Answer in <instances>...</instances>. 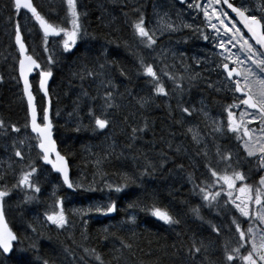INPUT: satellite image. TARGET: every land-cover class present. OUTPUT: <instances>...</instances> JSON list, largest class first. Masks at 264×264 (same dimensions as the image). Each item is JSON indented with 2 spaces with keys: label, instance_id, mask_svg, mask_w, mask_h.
<instances>
[{
  "label": "snow or ice",
  "instance_id": "snow-or-ice-1",
  "mask_svg": "<svg viewBox=\"0 0 264 264\" xmlns=\"http://www.w3.org/2000/svg\"><path fill=\"white\" fill-rule=\"evenodd\" d=\"M65 6L64 20L61 22L50 21L45 15L38 11L33 3V0H12L14 9V42L18 47V71L19 80L23 83V95L27 99L28 119L24 125L25 129L30 128L31 133L35 137L25 135L23 139H13L11 147L14 151V156L19 158L18 163L20 169L17 172L12 164H9L8 169L0 174V257L8 258L14 253H32L33 257L40 264H50L46 258H41L40 241L42 239H51L46 237L42 230L48 225L54 226L57 230H66L72 226L68 214L64 208V198L53 193V203L49 205V210L44 213V220L34 218L30 222L22 224L24 231L23 239L21 235L14 231L9 226V222L5 215L6 198L10 197L14 191H23L25 193L24 202H30L36 199L37 193H40L41 187L39 183V169L36 160L28 159L23 151V146L29 149L32 147L31 140L35 139V147L39 149L37 153L38 159L44 165H50L51 170L59 173L62 178V183L69 190L73 191H103L106 188L109 192L120 193L132 185L142 186L144 177L152 176L157 170V163L148 159L147 153L142 149H137V142L142 140L143 136L152 129V123L147 117H143L140 124H129V119L134 118L136 113H130L129 116L123 118V123L128 125L127 139L123 146L117 144L113 136L106 135L104 146L98 152H93L91 148H86V151L91 157L90 163L94 166L95 172L93 180L85 186L84 182L74 181L70 177L69 162L65 155L58 150L57 141L53 138V119L51 116L52 99L49 93L48 82L53 76L51 65L56 63L53 55L48 47L49 38L59 37V44L64 53H71L82 39L91 36L82 17L87 16L86 12H81L79 0H62ZM181 5L186 4L189 9H193L198 14L202 13L203 24L205 28L197 26L193 31L199 34V38L206 42H211L213 48L217 51L215 56V69L221 70L224 76L225 87L233 93V101L224 107L226 113V126L223 120L213 119L204 107L199 109L195 105H187L183 101V95L186 90L195 85V82L202 78L201 72L193 71L191 65L184 60L186 54L180 53V64L183 66L182 71H173L176 68L175 63L169 65L163 63L162 67H157L149 62L144 55L136 53L137 58V75L149 78L151 84V94L149 96L136 97V103L140 109H145L150 106L156 97H177V108L181 113V118L175 120L178 125L185 123L186 117L193 116L196 112L203 113L204 117L210 120V127L214 133H230L241 143L243 151L246 153L244 159L252 158L256 160L255 171H264V0H257L255 6L251 0H179ZM26 10L31 14V19L39 26L43 33L44 52L49 53L47 56V67H44L39 62L35 54L29 53V48L25 43L19 16L21 10ZM134 12L138 13L135 19L130 23L133 36L137 40L138 46L155 51L158 40L166 34L180 31L182 28L192 29L190 24H177L172 20L171 15L167 11H155V25L147 26L146 17L141 8H134ZM125 15H128L125 13ZM12 21L13 17H9ZM239 25V26H238ZM246 30L242 31L241 27ZM207 29V31L205 30ZM113 41H108L112 43ZM125 47H131L127 41L124 42ZM119 46V45H118ZM235 49L236 51H233ZM160 56H166V53L161 50ZM173 60L177 58L175 52L172 53ZM195 59L196 65L199 66L202 61L199 58ZM118 69L121 77L128 76L125 68L118 67V62L108 59V51L106 47H101L100 55L89 59L85 56L77 70L73 73L81 81L91 80L97 83V94L91 96L87 89L82 87L80 96L74 101L73 112L69 113L70 117H75L77 123L75 131L80 132L91 131L93 133H107L115 126L114 114L122 105L118 103V98L123 99L124 94L120 93L118 86L114 82L113 69ZM214 69V70H215ZM38 70V87L43 97L47 100V105L43 107L42 114L38 111L37 98L33 92L32 83L29 76ZM172 82V89L169 90L164 82V78ZM4 79L0 76V82ZM208 87H215L209 83ZM129 96L132 95L130 90H126ZM216 91H221L216 88ZM97 100L100 103H95ZM90 101L84 116L80 115L81 103ZM239 109V113L234 111ZM169 113L172 114L171 106L169 105ZM59 115V112L56 113ZM85 117L88 123H84ZM255 124L256 127H250ZM11 133H21V127L16 124H6L3 119H0V136L7 137ZM186 132L191 135L192 142L197 146L203 143L204 138L201 135L198 126H189ZM169 136L174 137L175 132H169ZM161 141L167 144L171 149L173 147L169 140H165L161 136ZM155 147V141L149 142ZM21 147H18L17 145ZM184 151L182 145L175 146V152ZM197 156L206 158L204 167L210 174L211 181H201V184H195L193 177L189 174L188 179L193 181L195 191L199 189L200 195L205 206L213 207L219 203L221 197H226L225 205H232L236 212L240 214L249 225L245 230L241 223L233 217L231 224L235 226V233L238 234V243L235 247H229L230 241L225 240L223 244L222 260L210 262V264H264V174L260 175L259 180L255 183H248L249 175L240 170L241 159H233L231 151H223L219 144L215 146L216 164H223V169L214 167L212 160L209 158L207 145L200 149ZM161 160L159 167L163 168L167 162L168 156L163 150L160 152ZM136 162L137 171L120 172V182L110 183L104 181V177L108 175L105 171V166L112 163L126 162L128 160ZM143 159V164L139 161ZM15 163V162H14ZM179 168L183 169L184 165L180 164ZM252 171L251 169L249 170ZM11 174L15 177L14 182L9 184L7 176ZM104 181V187L98 188L96 185L100 183L96 179ZM239 184V186H237ZM204 185V186H201ZM218 190L212 191L213 188ZM31 193V195H28ZM142 201H133L129 204V208H136L141 205ZM117 205L115 201L108 203L94 204L87 209H76L73 214L79 215L82 218L83 225L87 226L88 220L83 219L91 213H96L103 216H108L116 212ZM150 211V214L169 226L180 225L181 220L170 213L167 209L157 207L155 204H145L143 209ZM194 215L198 219H203L200 215V208L196 207L193 210ZM130 223H135V216L129 218ZM37 224L40 227H37ZM32 235H28V231ZM213 232L218 236L221 234V228L216 225L212 226ZM231 227L228 231H231ZM105 234L104 239L107 240L110 235L115 233L110 232V227L102 229ZM85 239H87L86 233ZM135 235V233H133ZM179 236L180 233H177ZM120 251L123 249L131 250L133 244L125 242L122 238ZM24 240H28L27 246L24 245ZM175 248L176 245H173ZM183 247V244H182ZM209 246L200 240L199 243L192 239L190 246L187 247L186 255L191 259H195L197 254L207 252ZM242 249L244 251H242ZM68 252L69 249L65 248ZM181 248L176 249L174 255L179 254ZM84 252L99 262L105 264L102 256L95 248H84ZM122 256H117L115 259L119 261ZM83 259V257H81Z\"/></svg>",
  "mask_w": 264,
  "mask_h": 264
},
{
  "label": "trees",
  "instance_id": "trees-1",
  "mask_svg": "<svg viewBox=\"0 0 264 264\" xmlns=\"http://www.w3.org/2000/svg\"><path fill=\"white\" fill-rule=\"evenodd\" d=\"M79 1L83 5L84 12L87 13V16L82 17V21L88 32L96 39H92L90 36L80 40L71 53L64 54L58 62L51 65L53 76L49 86L50 90L54 91L53 106L56 113L59 112V115L54 119L55 123L58 124L55 127V137L59 143V148L67 156L73 171L78 169L84 171V173H71L72 178H80L86 187L92 182L95 168L89 162L91 157L86 148H91L93 152L100 151L104 146L106 135L113 136L117 144L123 146L129 131L128 125L123 123V118L133 112L136 113V116L129 119V124H140L143 117H147L152 123V129L143 136L142 140L137 142V149L146 152L148 159L157 163L158 170L152 176L144 177L142 186L132 185L120 193L109 192L106 188L103 191L94 192L71 190L70 194L80 199L82 204L91 201L98 193L103 195L108 192L112 195L117 210L104 218L92 214L84 217L83 219L88 220L86 228L83 222H78L79 219L70 217L72 226L66 230L45 232L46 237H51V239L45 238L40 241V257L48 259L50 264H99L94 257L84 252V248H95L102 256L105 264H210V262L222 260L223 244L227 240L226 237L228 238L232 232L228 231V228H235L231 224L232 218L235 217L244 229L247 227V221H243L234 208L218 206L217 204H214L213 207L205 206L198 194L199 189L193 190V181L195 184H201V181L205 180L210 182L211 177L204 167L205 157L196 155L200 147L192 142L191 135L186 132V123L183 125L175 123V120L181 118L176 108L177 104L175 102L168 103L165 97L154 98L153 103L145 109H140L136 103V97L151 94L149 78L137 75L136 53L144 55L157 69L162 67L161 60H163V63L169 64L164 56L150 57L147 53L148 49L138 46L130 27L131 21L138 15L133 9L141 8L146 21H148L155 0ZM33 3L38 11L50 21L61 22L64 20L65 6L62 0H53V2L33 0ZM22 13L21 10L20 22ZM125 13L128 15H125ZM10 16L14 20L17 19L12 7V0H0V76L4 77L3 81L0 82V119H3L5 123L17 122L24 116L21 86L17 77L18 56L13 44L14 28L12 26L14 21L9 20ZM29 16L31 18V14ZM31 26L33 28L31 38L25 36V41L30 51L35 47L37 48V54H41L37 57L42 61L43 33L34 20ZM108 41L113 42L108 43ZM125 41L131 47H125ZM102 46L107 48L108 59L117 61L118 67L125 68L128 73L127 78L121 77L118 69H113L114 82L118 86L119 92L124 94L123 99L118 98L117 101L122 107L115 112V126L109 132L103 134L84 130L77 132L75 131L77 121L75 117L69 116V113L73 112L74 101L80 96L82 87L87 89L91 96H96L98 82L81 81L73 73L85 56L91 59L100 55ZM173 71L179 72L182 69H174ZM36 80L34 83L32 82L33 91L38 94ZM164 82L167 88L171 90L173 87L172 82L167 80L166 77ZM185 88L183 101L194 95L201 97L204 94L215 108H218L221 102H226L223 93L213 91L203 80H197L190 90L186 83ZM126 90H130L132 95L129 96ZM89 103L91 102L84 101L81 103V116L86 113ZM95 103L98 104L100 101L97 100ZM169 105L172 109L171 115ZM196 119L207 131L210 140H213L204 119L200 115L196 116ZM84 123H88L86 117ZM169 132H175V136H169ZM162 135L165 140L172 143L173 147L171 149L161 141ZM0 138L5 139L4 136H0ZM152 141H155V147L149 143ZM214 141L218 144L221 143L219 139ZM176 145L188 147L191 156H187L183 151L176 153ZM162 150L167 153L168 159L163 168H160V152ZM195 159H197V165L192 163V160L195 161ZM143 162V159H141L139 164L142 165ZM180 164L184 165L183 169L178 167ZM173 170H178L182 175L181 180L178 182L171 179L170 172ZM105 171L108 175L104 177V181L110 180L111 183H118L120 182V172L135 173L137 166L136 162L129 159L126 162L108 164L105 166ZM189 174L192 175L193 181L188 179ZM262 174L264 173H254V176L249 178V182H257ZM11 179L9 177L7 181L9 184ZM96 179L100 181L99 177H96ZM104 181H100L96 186L103 188ZM35 195L36 199L32 200L31 203H37V208H40L42 198L39 193ZM137 200L142 201L141 205L136 208H129V204ZM15 204L11 197L6 200V206H15ZM145 204H155L157 207L167 209L181 220V224L175 226L164 224L153 217L150 211L142 210ZM196 207L200 208V215L203 219H198L194 215L192 210ZM7 215L10 227L17 231L23 239L22 224L32 221L31 217L24 210L21 223L17 224L14 219L10 218L8 212ZM133 215L135 216L134 224L128 222ZM213 225L221 228L219 236L213 232ZM105 227H110V232L115 233L114 236L110 235L107 240L104 239L105 234L102 232ZM85 233L87 239H85ZM177 233H180V235L178 236ZM28 235H32L30 230ZM119 238L132 243L133 248L131 250L123 249L122 253L117 251L122 248ZM192 239H195L197 243L200 240L214 242L215 249L213 252L207 251L197 254L195 259L190 260L186 252ZM28 243V240H24L25 246ZM173 245H176V247L174 248ZM229 247L231 248L230 245ZM65 248L69 251L66 252ZM177 248H181V251L179 254L174 255ZM242 251L244 250L242 249ZM72 252H78V254L75 256ZM117 256H122V258L117 261L115 259ZM77 258L80 262H73ZM0 264H40V262L33 257L32 253L25 252L14 253L8 258L0 257Z\"/></svg>",
  "mask_w": 264,
  "mask_h": 264
},
{
  "label": "rangeland",
  "instance_id": "rangeland-1",
  "mask_svg": "<svg viewBox=\"0 0 264 264\" xmlns=\"http://www.w3.org/2000/svg\"><path fill=\"white\" fill-rule=\"evenodd\" d=\"M51 1L53 2V0H49V2H51ZM189 2H191V0H189ZM251 2H252V5L255 6V3L257 2V0H251ZM79 7H80V11L83 13L85 10H84L83 5L80 1H79ZM154 10L155 11H161V12L167 11L171 15L172 20H174L177 24H181V23L190 24L193 27H192V29L182 28L178 32L166 34L165 36L167 38H165V36L161 37L158 40V44L156 46L155 51L147 50L148 55L150 57H156L157 55L160 56L159 54H160L161 50L163 49V51L166 53V56H164V57L169 62V65L175 63V65H176L175 69H183V66L180 64L179 56H180V53L186 54L184 57L185 62L187 64L191 65L193 71L202 73V78L200 80H203L204 82H206L207 86L209 83H212L215 85V87L211 88L213 91H216V88H220L221 91H219V92L224 94L226 102L225 103L221 102V104L218 106V108L217 107L215 108V107H213V104H211L210 101L206 98V96L204 94H202L201 97L194 95V96L190 97L189 99L184 100L185 106L191 104V105H195L197 109L204 107L205 111H207L209 113V116L211 118L217 119V120H223L225 123L226 122V113L223 111V109L225 106L232 103L233 93L228 91L227 88L225 87L224 76H223L221 70L215 69V61L217 60V57L215 56V52L217 50L213 48V45L211 42H206V41L202 40L201 38H199V34L195 31H193V29H195L197 26H199L200 28H205V25L203 24L202 13L198 14L193 9H189L186 4L181 5L176 0H155V2L152 5L151 16L148 19V21H146V24L149 27H152L155 25L156 16L154 15ZM13 21H15L14 18H13ZM32 22H33V19H31L27 13L23 12L20 23H21L22 33H23L24 37L26 36V38H31L30 36L32 35V32H33L32 31L33 28L31 26ZM12 27L14 28V25ZM205 30L207 31V29H205ZM59 40H60L59 37H57V38H51L50 37L49 38V45H48L49 49L52 50L50 52L53 55L56 62H58V60L60 59L61 56L66 54L62 51L61 46L59 44ZM42 46H43L42 48L44 49V45H42ZM233 51H236V50L233 49ZM173 52H175L177 55V58L175 60H173V57H172ZM31 53L35 54L38 57L41 55V54H37V48L36 47L34 49H32ZM48 54L49 53H46L43 50L42 64L44 67L48 66L47 65ZM160 57H162V56H160ZM193 58H199L202 61V63L199 66H197L195 59H193ZM36 77H37V75H35L32 78L33 83L37 79ZM21 91H22V89H21ZM38 93H40V92L38 91ZM49 93L54 95V91L52 89L50 90V88H49ZM35 95H37V94L35 93ZM165 99H166V101H168V103L175 102L177 104V97L176 96L165 97ZM166 101H165V103H166ZM166 105H167V103H166ZM177 111L179 112L178 108H177ZM234 111L239 113L240 110L234 109ZM179 114L181 115L180 112H179ZM199 115L204 119L206 127H208L209 132L212 134L211 138L213 140H210V137L206 133L207 131H205V129L202 127V125L196 119V116H199ZM185 123H186V127H189V126H198L199 127L201 135L204 138L203 143L201 145H199L200 149H203L205 144H206L207 150L209 152V158L212 160L213 166L218 167L220 169H223V167H224L223 164H220V165L216 164V157L214 155L215 146H216V144H215L216 142H214V140L221 138L222 133L212 132V129L209 126L210 120L206 119L204 117L203 113H201V112H196L193 114V116L186 117ZM14 137H15V135H13V133H11V131L9 130V135L7 137H5V139H4V140L9 141V143L6 144L7 149L11 147V141L13 139H15ZM186 148L187 147H185L183 145V149H184L183 152L187 156H189V155L191 156V154L188 152L189 149L188 148L186 149ZM11 155H13V154H11ZM194 157H196V156H194ZM237 158H238V154L236 151H234L233 152L234 161ZM192 163L194 165H197L198 164L197 159H195V161L192 160ZM170 173H171V179L172 180L177 181V182L179 180H181L182 175L178 170H173ZM74 181L83 182L80 178H78V179L74 178ZM107 182H110V180ZM248 183H251V182H249V180H248ZM55 185L56 184H54V187H55ZM237 186H239V184ZM216 190H218V187L212 189V191H216ZM41 194H43V189H41L39 195H41ZM28 195H31V194H28ZM8 199H9V197L6 198V200H8ZM225 199H226V197H221L219 200V203H217V205L233 208L232 205H230V204H228V205L224 204ZM110 201H113V197L108 192L104 193L103 195L99 194V193L96 194L91 201H89L85 204H82V201L80 199H78V198L74 197V195L70 194L69 198L67 200V203L64 204V208H65V212L69 216L70 222H71L70 217H72L73 219H79L78 222L82 223V218L79 215L73 214L74 210H76V209H87L91 205L100 204V203L106 204ZM24 210L25 209L21 206L20 207V213L22 214V212ZM41 210L39 211V214H36V211H38L36 209L35 212H33V214L31 215L32 217L30 216L31 219L32 220L34 218L40 219L41 218L40 215L44 216L45 211L49 210V207L46 210H43L42 214H40ZM91 214L99 216L101 218L109 216V215L103 216V215H99L96 213H91ZM245 222H246V220H245ZM246 223H247V227H248L250 222L247 221ZM247 227H246V229H247ZM231 229H232L231 230L232 232L228 238L226 237V239L228 241H230L229 245L231 247H235L238 243V234L235 233V228L233 229V227H231ZM204 243L209 246L208 252L214 251V249H215L214 247L216 246L214 242L204 241Z\"/></svg>",
  "mask_w": 264,
  "mask_h": 264
},
{
  "label": "flooded vegetation",
  "instance_id": "flooded-vegetation-1",
  "mask_svg": "<svg viewBox=\"0 0 264 264\" xmlns=\"http://www.w3.org/2000/svg\"><path fill=\"white\" fill-rule=\"evenodd\" d=\"M165 38H167V37L165 36ZM38 60L40 61L39 58H38ZM40 62L42 63V61H40ZM21 95H22L21 99H22V102L24 104V106H23L24 116L21 117L17 122L6 123V124H16L18 127H21V133H19V134L13 133V135H15V137H14L15 139H23L25 135H28L30 137H35V134L31 133L30 128H28V129L24 128V125L28 119V111H27V105H26L25 99L23 97L22 91H21ZM50 96L52 99L51 116H52L53 124H54L53 136H54V139L56 140L55 127L58 124L55 123L54 119L57 115H56V110L53 106V95L51 93H50ZM36 98H37L36 102H37V106H38V111L41 112V114H42V109H43V107H45V98L40 93H38L36 95ZM3 118L6 119L4 116H3ZM224 124L226 126V122ZM250 127H256V125L253 124V125H250ZM218 139L221 142L219 145L222 147L223 151H231L232 153L234 151L237 152L238 158H240L242 161L241 166H240V170L244 171L247 175H249L250 178L252 176H254V173H264V171H255V169H256V160L255 159H252V158L244 159L246 157V153L243 151L241 143L235 138V136H233L230 133H222L221 138H218ZM7 143H9L8 140H2V138H0V174L4 173V171L8 169L9 164H12L13 168H15L17 172L20 169V164L18 163L19 158L14 156V151H13L12 147H10L8 149L6 148ZM31 144H32V147L30 149L27 146H23V151H24L25 156L28 159L37 161V167L39 169L38 176H39L40 187H41V189H43V194H41L42 196L40 195L42 198V203L40 204V208H37V206H38L37 203L36 204L31 203V202H33L32 200L30 202L25 203L24 202L25 193L23 191H19V190L14 191L13 192L14 194L12 193V195L10 197L16 204H15V206H10V205L6 206V203H5V215H6V219L8 221V218H9V217H7L8 216L7 212H8L10 218L14 219V221L17 224L21 223V216H22V214L20 213V207L21 206L29 214V217L33 214V212H35L36 209L38 210V211H36V214H39V211L41 209L42 210H41L40 214H42V211L46 210L49 207V205L51 203H53V200H54L53 193L54 192L56 193L57 196L64 198V204L67 203V200H68L70 192H71V190L67 189V187L65 185H63L62 182H60L61 181V179H59L60 176L56 172L51 170L49 165H44L43 162L38 159L37 153L39 152V149L35 147V144H36L35 139L31 140ZM215 144H218V143H215ZM17 146L21 147L19 144ZM57 146H58V150L61 151V149L59 148L58 141H57ZM188 152L190 153L189 150H188ZM61 153H62V151H61ZM11 154H13V155H11ZM63 155H65V154H63ZM250 169L252 170L251 172L249 171ZM71 173H84V171L79 170V169L77 171L76 170L73 171L71 169V166H70V177L72 178L73 176ZM9 177L12 178L10 180V184H11L12 182H14L15 177L13 175L9 174L7 176V181L9 180ZM258 180H259V178H258ZM54 184H56L55 187L53 186ZM28 194H31V193H28ZM35 202H37V200H35ZM40 216H41V218L39 220L43 221L44 216H42V215H40ZM242 220L245 221V219L243 217H242ZM37 227L39 228L40 225L37 224ZM42 230L44 232L58 231L52 225H48L47 227H44ZM72 254L76 256L78 254V252L77 253L72 252ZM73 262L77 263V262H80V260H79V258H77V259L73 260Z\"/></svg>",
  "mask_w": 264,
  "mask_h": 264
},
{
  "label": "water",
  "instance_id": "water-1",
  "mask_svg": "<svg viewBox=\"0 0 264 264\" xmlns=\"http://www.w3.org/2000/svg\"><path fill=\"white\" fill-rule=\"evenodd\" d=\"M178 3H179V0H176ZM23 10V9H22ZM24 12H26L27 13V11L26 10H23ZM28 14H30V13H28ZM239 26V25H238ZM241 27V29L243 30V31H245L246 32V30H244L243 28H242V26H240ZM23 34V33H22ZM23 37H24V35H23ZM25 40V39H24ZM25 43H26V45H27V42L25 41ZM13 44H14V46H15V49H16V52H17V54H18V59H19V51H18V47L15 45V42H14V36H13ZM28 46V45H27ZM30 53V52H29ZM31 54V53H30ZM40 62V61H39ZM37 74V89H38V91H39V87H38V82H39V77H38V70L36 71V72H34V73H32L30 76H29V79H30V82L32 83V77L34 76V75H36ZM17 76H18V80H19V71H18V61H17ZM51 79H52V77L50 78V80H49V82H48V88H49V86H50V82H51ZM19 83H20V86H21V89H22V94H23V83H22V81H20L19 80ZM32 88H33V85H32ZM34 92V91H33ZM40 92V91H39ZM35 94V93H34ZM40 94L43 96V94L40 92ZM23 97H24V95H23ZM24 99H25V102H26V105H27V99H26V97H24ZM47 105V100L45 99V106ZM53 138H54V136H53ZM50 166V165H49ZM50 168H51V166H50ZM69 169H70V165H69ZM59 176H60V174L59 173H57ZM69 174H70V172H69ZM60 179H61V182H62V178H61V176H60ZM10 226V225H9Z\"/></svg>",
  "mask_w": 264,
  "mask_h": 264
},
{
  "label": "bare ground",
  "instance_id": "bare-ground-1",
  "mask_svg": "<svg viewBox=\"0 0 264 264\" xmlns=\"http://www.w3.org/2000/svg\"><path fill=\"white\" fill-rule=\"evenodd\" d=\"M60 179V178H59ZM61 182V181H60ZM52 184V183H51ZM54 186V185H53ZM56 186V185H55ZM52 188V187H51ZM53 193V192H52ZM14 194V193H13Z\"/></svg>",
  "mask_w": 264,
  "mask_h": 264
}]
</instances>
